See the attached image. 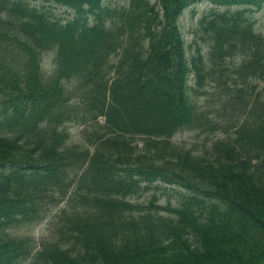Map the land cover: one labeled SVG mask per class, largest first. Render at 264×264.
<instances>
[{
    "label": "trees",
    "instance_id": "trees-1",
    "mask_svg": "<svg viewBox=\"0 0 264 264\" xmlns=\"http://www.w3.org/2000/svg\"><path fill=\"white\" fill-rule=\"evenodd\" d=\"M44 1L72 18L62 23L27 0H0V264H264V100L258 95L249 109L261 111L257 124L247 129L244 119L237 138L218 141L211 157L171 142L200 122L190 75L203 86L239 56L232 73L243 84L264 82V36L252 18L264 0H206L225 8L206 21V61L199 49L186 54L178 25L202 0H129L121 8ZM238 97L242 111L249 108ZM68 124L95 126L87 133L93 151L67 145ZM76 179L84 193L62 211L64 242L35 250L8 234L42 220ZM156 182L189 193L175 208L150 200L169 216L128 200Z\"/></svg>",
    "mask_w": 264,
    "mask_h": 264
},
{
    "label": "rangeland",
    "instance_id": "rangeland-1",
    "mask_svg": "<svg viewBox=\"0 0 264 264\" xmlns=\"http://www.w3.org/2000/svg\"><path fill=\"white\" fill-rule=\"evenodd\" d=\"M106 3L112 8H121L127 5L128 0H108ZM27 4L31 8L44 9L52 17L60 19L62 23L73 15L67 7L50 1L27 0ZM212 9L215 7L208 2L195 3L184 10L178 21L186 54L196 55L197 49H199V52L205 56V61L210 54L211 38L206 21L209 20ZM236 9L238 8L231 7L230 11ZM216 10L222 12L225 11V8L218 7ZM252 18L255 29L264 36V6L260 11L255 12ZM53 60L54 52H48L43 56L42 70L44 73L49 74L52 71ZM240 60L239 56L227 59L230 69L215 68L212 77L207 78L203 86H199L193 78L190 79L189 83L192 89L189 93L201 118L199 123L177 132L171 138L174 145L189 149L193 151L194 155L211 157L216 152L214 145L218 141H234L237 138L236 129L244 119H250L247 129L257 124L261 111L256 110L249 114V109L258 95L259 102L264 100V82L246 80L243 84L231 70L234 66L240 65ZM233 80H235L234 84ZM239 90H243V93H238ZM238 96L250 100L249 108L242 111ZM99 123L103 124V119L100 118ZM65 128L70 137L67 145L77 144L80 148H88L93 151L95 144H90V142L96 141V139L94 140L93 136H87V133L92 135L91 133L96 130L95 126L84 127L68 124ZM132 140L138 145L141 143L139 137H133ZM79 185V179H76L61 204H49L42 220L36 223L19 224L10 228L7 231L8 234L28 239L29 244L33 245L35 250L40 249L46 243L64 242L68 223L63 217L62 211L65 215L69 214L78 205V197L84 193V189L79 188ZM156 185L159 187L134 194L128 200L134 204L143 205L144 211L150 210L152 213L156 212L157 215L169 216L171 214L166 210L157 211L150 208V200L154 197L156 199L154 204L175 208L179 206L183 196L189 195L188 192L176 186H167L161 182H156ZM42 201H51V198L45 195Z\"/></svg>",
    "mask_w": 264,
    "mask_h": 264
}]
</instances>
